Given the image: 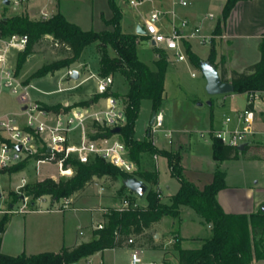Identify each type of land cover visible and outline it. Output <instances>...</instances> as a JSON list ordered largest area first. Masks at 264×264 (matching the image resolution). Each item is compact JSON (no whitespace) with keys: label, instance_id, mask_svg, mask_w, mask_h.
<instances>
[{"label":"trees","instance_id":"trees-1","mask_svg":"<svg viewBox=\"0 0 264 264\" xmlns=\"http://www.w3.org/2000/svg\"><path fill=\"white\" fill-rule=\"evenodd\" d=\"M238 1L226 0L221 17L212 32L214 37L222 35L224 23ZM107 2L112 17L104 23L111 28L110 31H83L77 25L70 23L61 13L38 21L31 20L24 13L11 17L2 16L0 36L26 35L28 37L26 49L18 54L16 59V74L21 71L27 56L33 54V48L46 36L51 37L53 43H58L69 54L62 60L41 66L30 76V79L44 78L69 67L80 59L86 47L94 45L100 76L104 78L109 75H119L127 84L128 89L125 94L111 89L103 94H95L92 104L110 97L118 101L123 108L125 121L120 126V134L116 136L124 143L131 161L137 166L141 155L145 153L164 157L171 176L179 183V189L171 197L169 205L162 204L158 192L153 190L157 186L156 172L136 171L127 174L98 157L91 158L86 163L68 160L66 164L72 166L74 170L71 178L66 180L45 178L32 185L27 184L21 189V196L30 198L31 203L42 197H48L52 203H58L80 194L93 183L94 179L105 178L113 182L121 181L119 190L122 194L121 201L128 200L129 206L121 211L110 209L103 229L97 230L95 239L89 243L72 249L64 248L60 253H42L31 256L21 254L11 257L0 252V264H74L97 252L122 248L125 241L131 237L143 236L153 224L162 218L169 217L178 222L180 207L190 208L205 224L210 225L212 236L204 240L199 249L193 250L182 249L181 239L175 236L171 249L177 252L178 264H253L264 260V213L236 215L223 212L216 200L218 192L225 188L223 172L217 170L212 182L199 190L184 179L178 154L158 150L149 140L137 141L134 138L140 103L144 100L150 101L152 111L156 113L163 103L164 76L168 62L164 55L159 54L157 61L154 62V69L143 63L137 56V44L142 38L141 35L122 33L121 11L114 0H107ZM214 41L213 39L210 42L208 57L210 65H214L216 57ZM183 45L190 62L200 69V59L190 51L188 43L184 42ZM109 49L114 53L113 57L109 55ZM221 80L231 84L235 94L264 91V38L260 45V59L256 64L247 68L243 73L231 72L229 80L223 74ZM80 104L77 106L88 108V103ZM58 106L44 108L54 110ZM91 131L92 133L88 134L91 140L113 137L110 133L111 128L106 125L93 123ZM225 150L226 148L220 141L212 140V158L215 162H222ZM27 162L25 159L7 169H0V173L11 175L20 172L26 167ZM131 178H137L149 186L143 198L146 202L144 208L135 207L136 199L127 193L124 182ZM8 198L10 207L21 199L20 195L14 193H9ZM8 219L6 215L0 219V243Z\"/></svg>","mask_w":264,"mask_h":264},{"label":"rangeland","instance_id":"rangeland-1","mask_svg":"<svg viewBox=\"0 0 264 264\" xmlns=\"http://www.w3.org/2000/svg\"><path fill=\"white\" fill-rule=\"evenodd\" d=\"M1 1V0H0ZM130 0H114L116 6L121 11L120 27L124 33L135 34L137 27H144L146 21L149 20L151 13L155 10H162L159 0H141L140 6H132ZM138 1V0H134ZM27 5L31 20H43L42 13H48L47 17H52V6L46 5L45 11L39 10L42 5L38 3L37 7L31 1L23 0L21 5L9 7H1L0 18L21 15L28 12L24 8ZM33 2V1H32ZM35 3V2H33ZM61 12L65 14L69 22L79 26L82 30H93L95 32L110 31V27L106 26L104 21L112 16L107 0H61ZM34 11V13H33ZM175 24H179L176 21ZM158 27L164 26L163 32H168L169 23L164 18L157 23ZM137 45L138 58L146 63L151 69H154V51L155 53L165 56L167 61H171V56L163 49L156 47L150 43L148 37L141 36ZM190 51L194 52L201 58V65L207 64L210 53V44L200 42V39L190 40ZM181 53L185 56V61L180 64H169L164 76V101L162 107L157 111L161 112L164 117L163 126L154 135L157 147H165L179 155L180 164L186 169L184 179L191 180L190 182L199 183L205 180L206 176L213 171L219 170L224 173V182H229L233 185L243 184L246 178L252 182L257 172L250 171L240 161H228L221 163L220 166H215L211 161V137L206 134L209 130H219L222 121L226 117H233L235 113L244 110L245 96L243 94L235 95L234 98H229L224 103L222 99L225 95L209 96L206 92V81L203 77L202 69L192 66L185 47L180 48ZM110 50V55H112ZM69 54L59 44L52 42L50 37L43 38L34 48L33 54L27 56L25 64L21 71L16 74V78L23 86H27L32 101L39 103L42 107L58 106L57 109L64 107L66 109L83 108L80 103H88V111H99L106 108L104 100L96 102L92 105L95 94H97V82L102 76L99 74L98 59L96 48L94 45L88 46L83 51L80 59L67 68H63L44 78L30 79V76L41 66L59 61L67 57ZM12 67L16 69V59L11 60ZM69 70L79 74L78 79H73L71 75H67ZM194 75V77H192ZM111 76V75H109ZM115 89L123 93L127 90V84L119 76H111ZM235 94V93H234ZM229 95H233L229 93ZM212 101V106H208V101ZM235 105V111L230 112V105ZM200 105V106H199ZM93 106V107H92ZM150 101H142L138 118L135 123L134 137L144 140L145 131L151 129L149 122L151 119ZM21 106L18 103L17 95H13L9 90L4 89L0 96V113L3 112H18ZM91 123L87 124V132L92 133ZM120 127V126H118ZM171 128L174 131L172 136V144L168 145L167 140L163 138L160 131ZM200 132H204L203 135ZM116 138V137H115ZM166 141H165V140ZM26 167L17 173L7 174V187L5 188L4 179L0 178V211L9 209L10 199L9 193H14L21 196V189L29 184L32 185L37 181L45 178H54L60 180L58 168L53 164H44L36 166L34 162L27 159ZM156 172L159 189L162 191L163 202H167L169 196L174 194L179 188L178 181L171 176L167 160L159 156L156 161ZM11 167V166H10ZM6 167L4 169H7ZM3 170V169H1ZM260 170V169H259ZM246 176V177H244ZM187 180V181H189ZM121 181L114 183L107 179L95 181L90 186L86 195L102 198L105 203L108 202L109 207H103L100 211L103 215V210H110L119 203L122 194ZM46 201L41 204V208L47 209L51 206V199L45 197ZM67 201L72 204L73 197ZM63 202L57 203L58 206ZM97 204V201H92ZM21 200L16 203L14 208L20 207ZM38 207V205H36ZM57 207V206H56ZM12 206L10 207V209ZM3 215H10L4 212ZM183 234L184 236L209 238L212 232L206 225L198 226L185 213L183 216ZM186 248H196L191 244H183ZM141 264H163V255L160 251L140 252ZM99 261L97 260L96 263ZM170 264H176V259L173 257Z\"/></svg>","mask_w":264,"mask_h":264},{"label":"crops","instance_id":"crops-1","mask_svg":"<svg viewBox=\"0 0 264 264\" xmlns=\"http://www.w3.org/2000/svg\"><path fill=\"white\" fill-rule=\"evenodd\" d=\"M26 1H31V3L36 7L38 6V3H40V5L43 4L39 12L45 11L43 8L45 9L46 5H51V16L61 13L66 18L65 14L61 12V0ZM159 1L161 2L160 6L162 10L166 9L167 14L165 19L170 24L168 32L171 29V24H174L177 28H180V31L183 32V34L187 37H189V35L194 33L197 29H199V34L201 35H211L217 21L221 17V13L226 2V0H184L187 2V5L183 7L179 4V2L182 0ZM27 5L28 3L24 8L28 12V14H26L29 16V13H32V10H28ZM110 18L106 20H109ZM176 21H179V24H175ZM181 21L187 22V26L185 28L180 27ZM161 28L164 30L163 25ZM134 35H136V33ZM263 38L264 0H239L230 11L229 16L224 23L222 35L214 39L216 57L214 59V65L212 66L216 69L220 78L224 74V77L229 80L231 72L243 73L247 68L256 64L260 59V45ZM192 39L198 38H188L184 42L188 43L190 46V40ZM151 45L153 47V44ZM108 53H110V49L108 50ZM192 53L201 60L197 54L194 52ZM158 55L159 54L155 53L154 51V62L157 61L159 57ZM169 55L171 56V61H167L168 65H177L183 62H176L173 55L171 53ZM110 56L113 57L114 53H112ZM192 66L194 65L192 64ZM192 77L194 76L192 75ZM111 90L120 93V91L115 89L114 86L111 87ZM126 92L127 90L120 94H125ZM232 94L233 95H229V93L225 94L222 102L224 103L229 98H234L235 95H239L234 94L233 92ZM243 95L245 96V109L247 97L246 94ZM208 103H210L208 106L211 107L212 101L209 100ZM92 105L94 106V104ZM229 109L230 112L235 111V105H230ZM150 112L152 115V107ZM7 113L17 112H3L0 114ZM237 113H235L231 118L233 119ZM223 121L221 124L222 126ZM163 123L164 117L162 126ZM235 125L236 122L233 120L229 128H233ZM259 128L264 130V122ZM178 132L179 131H174L171 128H166L160 131V133L163 135V138L167 140L168 145L172 144V136L174 133ZM168 133H170L169 137L167 136ZM155 134L156 133H150L149 129H147L145 131L144 140L151 141L154 147L158 150L173 153L165 147L160 148L156 146V138L154 137ZM113 138L119 140L117 136H113ZM134 138L137 141H143L141 138ZM210 146L211 161L215 166H220L223 162L240 161L242 165L244 164L245 167L249 168L250 171L257 170L252 182H249V180L246 178H243L245 179L243 184L233 185L227 181L225 182V188L220 190L216 196V200L223 212L226 214L236 215H251L261 212V208L264 207V147L260 145L246 146L243 152L238 151V149L234 150L232 148L225 147L226 150L224 151V158L222 162L217 163L212 158V141ZM158 157L159 156L148 153L142 154L139 164L136 166L137 171L156 172V161ZM181 167L182 173L185 177L186 169L182 165ZM216 171H213L211 174L207 175L203 182H192V184L197 189L202 190L205 186L212 182L213 175ZM7 177L8 176L6 173H0V178L4 179L5 188L7 187ZM99 180L101 179H94L93 183ZM190 181L191 180L188 182ZM92 184L90 186H92ZM146 185L149 189L148 184ZM90 186H88L80 194L73 197L70 209H64L62 211L51 210L7 215L9 219L5 225V230L1 235V254L16 257L21 254L31 256L42 253H60L64 248L72 249L81 244L89 243L94 240L95 232L97 231L96 226L98 224L104 225L106 222V217L102 216L100 211L103 207H109V205L108 202L105 203L102 198L86 195V191ZM178 189L179 188H177V191ZM153 190L160 193V202L166 205L170 204L171 197L177 192L176 191L174 194L169 196L167 202H163L164 198L162 191L159 189L158 180L157 186L153 188ZM127 193L136 199V204L138 207L144 208L146 206L144 199L137 198L133 194L129 193L128 190ZM92 201H97L98 203L93 204ZM120 203L121 198L119 203H117V205L114 207H118ZM15 205L13 207H15ZM9 209L0 211V219L4 216V212L8 211ZM185 213L191 219V221H193L195 224H198V226L206 225L207 228L211 230V226L205 224L193 210L188 207H180L178 222L169 217L162 218L159 222L153 224L150 230L146 231L143 236L131 237L134 241L133 246L128 245L127 241H125L122 248L108 249L97 252L94 255L83 258L74 264H130L131 251L133 249H137L139 252L160 251L163 255V264H170V261L173 257L176 259V264H178L177 252L171 249V245L174 242L175 236H178L181 239L180 247L182 249L189 250L199 249L204 240L211 238H200L198 236L190 238L188 236H184L182 232L184 225L182 216ZM183 244H191L190 247L195 246L196 248H189V246L186 248L183 246ZM97 260L99 261L98 263H96ZM253 264H264V260L256 261Z\"/></svg>","mask_w":264,"mask_h":264},{"label":"built area","instance_id":"built-area-1","mask_svg":"<svg viewBox=\"0 0 264 264\" xmlns=\"http://www.w3.org/2000/svg\"><path fill=\"white\" fill-rule=\"evenodd\" d=\"M0 1L1 7L21 5L23 0H6L8 5ZM132 6H140L142 1L130 0ZM181 6H186L187 2H179ZM48 13H42L43 20L49 19ZM166 12L153 11L149 20L145 22L142 30L144 35L156 47L163 49L166 53L172 54L176 62L185 60L180 48L188 38H198L202 43L210 44L211 40L218 38L212 34L205 36L199 34V29L187 37L171 24L169 32H163L157 23L166 16ZM186 21L180 22V27L185 28ZM49 36H46L47 38ZM51 38V37H50ZM52 40V39H51ZM58 45V43H54ZM28 45L26 35L0 36V96L4 89L9 90L13 95H17V100L21 109L17 113L0 114V169L13 166L25 159H29L36 166L53 164L59 170L61 180L69 179L73 176L72 166L66 164L68 160L86 163L91 158L98 157L106 163L121 170L124 173L132 174L137 171L135 164L131 161L129 154L121 140L97 139L91 140L87 132V124L97 123L106 125L111 129L121 126L124 121V112L121 104L114 98L105 99L106 108L104 110L89 112L88 108L60 109L53 111L42 107L39 103L32 101L27 86H23L16 78V69L11 65L13 58L17 59ZM75 71L69 70L67 75L73 76ZM194 76V75H193ZM113 80L111 76L100 78L97 82V94H103L111 89ZM246 108L238 112L235 117H226L223 126L219 130H209L206 132L212 140L220 141L224 147L237 150L239 146L260 145L264 147V130L260 125L264 122V91H256L246 94ZM235 120L236 125L229 128ZM163 116L156 113L155 120L150 133H156L162 127ZM201 135L204 132H200ZM170 136V133L167 135ZM17 147L20 150L17 151ZM36 156V158H35ZM54 179V178H52ZM160 198V193L158 192ZM21 206L9 209V214H26L41 211H62L70 209L71 204L63 200L60 206L51 203L50 208L43 209L41 204L46 201L45 197L36 199L31 203L30 198L21 197ZM38 205V207H36ZM57 206V207H56ZM129 206L128 200L121 201L114 209L123 210ZM135 207L138 205L135 203ZM110 210H103V215L107 217ZM103 224H98L96 230L103 229ZM127 244H133V239L127 240ZM130 264H141L140 252L137 249L131 251Z\"/></svg>","mask_w":264,"mask_h":264},{"label":"water","instance_id":"water-1","mask_svg":"<svg viewBox=\"0 0 264 264\" xmlns=\"http://www.w3.org/2000/svg\"><path fill=\"white\" fill-rule=\"evenodd\" d=\"M3 4L8 5V1L4 0ZM136 35H144V31L141 27L136 29ZM203 77L206 81V92L209 96H218L225 95L233 92V87L229 83L222 82L218 72L216 69L210 65L209 63L201 65ZM79 75L77 72L73 73L72 78L78 79ZM210 105V103H208ZM156 112L153 111L150 119V127L153 125L155 120ZM121 128L116 126L113 127L110 131L111 135L116 136L119 135ZM246 148V144H243L238 147V151L243 152ZM20 150V147H17V151ZM125 188L129 191V193L133 194L139 199H143L148 191L147 185L140 181L137 178H131L124 182ZM1 198V195H0ZM261 212L264 213V207L261 208Z\"/></svg>","mask_w":264,"mask_h":264}]
</instances>
